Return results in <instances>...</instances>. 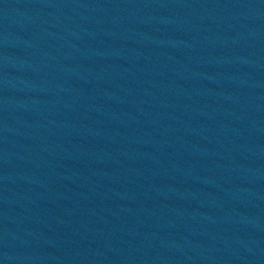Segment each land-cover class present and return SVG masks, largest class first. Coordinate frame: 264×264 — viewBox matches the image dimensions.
<instances>
[{"label":"water","instance_id":"95a60500","mask_svg":"<svg viewBox=\"0 0 264 264\" xmlns=\"http://www.w3.org/2000/svg\"><path fill=\"white\" fill-rule=\"evenodd\" d=\"M0 264H264V0H0Z\"/></svg>","mask_w":264,"mask_h":264}]
</instances>
